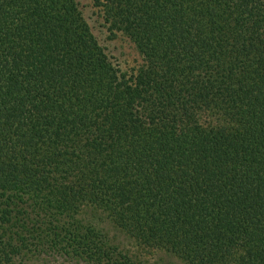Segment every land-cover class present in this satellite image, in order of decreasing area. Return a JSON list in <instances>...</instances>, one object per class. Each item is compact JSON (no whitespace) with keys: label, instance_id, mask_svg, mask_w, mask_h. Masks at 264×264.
Listing matches in <instances>:
<instances>
[{"label":"trees","instance_id":"1","mask_svg":"<svg viewBox=\"0 0 264 264\" xmlns=\"http://www.w3.org/2000/svg\"><path fill=\"white\" fill-rule=\"evenodd\" d=\"M0 0V264H264V0ZM94 216V217H93ZM103 217V218H102Z\"/></svg>","mask_w":264,"mask_h":264},{"label":"rangeland","instance_id":"2","mask_svg":"<svg viewBox=\"0 0 264 264\" xmlns=\"http://www.w3.org/2000/svg\"><path fill=\"white\" fill-rule=\"evenodd\" d=\"M79 5L92 31L104 46L112 62L123 72H128L129 75L138 70L143 64V58L135 44L122 32L112 31L104 15L92 0H79ZM90 217L89 220L102 227L119 249L136 257L143 264H186L168 252L141 249L107 220ZM71 262L57 257L43 256L40 261H33L31 264H75Z\"/></svg>","mask_w":264,"mask_h":264}]
</instances>
